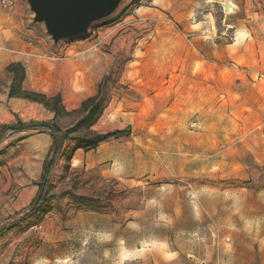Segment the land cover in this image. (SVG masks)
<instances>
[{
    "label": "rangeland",
    "instance_id": "374dc122",
    "mask_svg": "<svg viewBox=\"0 0 264 264\" xmlns=\"http://www.w3.org/2000/svg\"><path fill=\"white\" fill-rule=\"evenodd\" d=\"M32 15L0 4V51L103 68L91 130L126 135L77 154L67 139L33 213L30 145L0 162V264H264V0H123L57 43ZM76 117L15 115L0 140L49 150L52 132L26 126Z\"/></svg>",
    "mask_w": 264,
    "mask_h": 264
},
{
    "label": "crops",
    "instance_id": "0c3cea01",
    "mask_svg": "<svg viewBox=\"0 0 264 264\" xmlns=\"http://www.w3.org/2000/svg\"><path fill=\"white\" fill-rule=\"evenodd\" d=\"M29 53L18 45L13 49L7 48L4 52L0 51V125L14 122L15 115L49 118L54 116L53 112L46 110L42 104L23 98L8 97L11 78L10 74L4 73V68L11 62L20 61L25 66L26 77L22 83L24 90L40 92L48 97L59 94L66 111L78 108L82 100L95 94L104 73L103 68L100 73L96 74L97 72H95L94 74L87 67L82 70L79 65L73 64L66 58L44 57L42 60H38L32 57V52ZM19 133L22 132H14L12 135H20ZM9 135L11 134H6L5 137L7 138ZM12 135L11 137H13ZM36 137L34 134L27 133L21 134L20 138L16 139L17 143L4 142L3 138L0 140V162L7 163L8 158L19 157L20 149L30 145L28 154L37 158L38 166L37 176L33 173H29L27 176L30 183L31 179L41 175L43 161L49 147L48 143L44 146L38 145ZM78 151L79 149H76L75 153L77 154ZM5 164L2 167H5Z\"/></svg>",
    "mask_w": 264,
    "mask_h": 264
},
{
    "label": "trees",
    "instance_id": "16d2710c",
    "mask_svg": "<svg viewBox=\"0 0 264 264\" xmlns=\"http://www.w3.org/2000/svg\"><path fill=\"white\" fill-rule=\"evenodd\" d=\"M5 71L10 74V85L8 97H18L32 102L42 104L46 109L53 112L54 118L59 116L76 115L74 123L61 129L54 122H41L43 128L50 130L53 134L52 144L44 158L40 181L38 182V192L36 197L30 203V213L36 211L38 206L44 201L46 193V183L54 162L63 150V144L67 139L75 141L74 150L83 149L85 151L95 148L98 144L108 141L112 138H119L126 135L125 131L97 133L91 130V127L97 122L104 110V87L108 75H105L98 83L95 94L81 101L78 108L66 111L62 105L59 94L48 97L43 93L24 90L22 83L26 77L25 67L20 61L9 63ZM23 127V123L18 122L14 125L3 124L0 126V137L4 130H16ZM69 158V157H68Z\"/></svg>",
    "mask_w": 264,
    "mask_h": 264
},
{
    "label": "water",
    "instance_id": "95a60500",
    "mask_svg": "<svg viewBox=\"0 0 264 264\" xmlns=\"http://www.w3.org/2000/svg\"><path fill=\"white\" fill-rule=\"evenodd\" d=\"M123 0H26L32 21L41 22L53 43L85 33L95 21L113 14ZM42 124L26 127H41Z\"/></svg>",
    "mask_w": 264,
    "mask_h": 264
},
{
    "label": "clouds",
    "instance_id": "9594fccd",
    "mask_svg": "<svg viewBox=\"0 0 264 264\" xmlns=\"http://www.w3.org/2000/svg\"><path fill=\"white\" fill-rule=\"evenodd\" d=\"M132 227H136V225H132ZM159 247L163 249V248H166V245L161 244ZM136 258H137L136 253L130 252L128 250H124L120 256V264H124L125 261L135 260ZM166 258H170V257L166 254Z\"/></svg>",
    "mask_w": 264,
    "mask_h": 264
},
{
    "label": "built area",
    "instance_id": "2783aa9c",
    "mask_svg": "<svg viewBox=\"0 0 264 264\" xmlns=\"http://www.w3.org/2000/svg\"><path fill=\"white\" fill-rule=\"evenodd\" d=\"M0 4L4 9H11L14 5V0H0Z\"/></svg>",
    "mask_w": 264,
    "mask_h": 264
}]
</instances>
